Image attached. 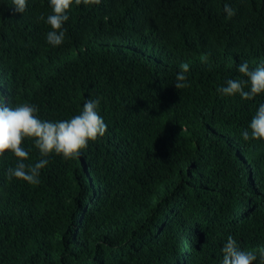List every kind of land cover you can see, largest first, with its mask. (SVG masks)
Instances as JSON below:
<instances>
[{
  "label": "trees",
  "instance_id": "obj_1",
  "mask_svg": "<svg viewBox=\"0 0 264 264\" xmlns=\"http://www.w3.org/2000/svg\"><path fill=\"white\" fill-rule=\"evenodd\" d=\"M49 14L0 0V102L56 122L99 98L108 127L74 159L47 157L39 184L9 180L16 158L0 157V264H222L229 235L264 247V140L242 137L264 93L218 91L264 65V0L73 2L59 46Z\"/></svg>",
  "mask_w": 264,
  "mask_h": 264
},
{
  "label": "clouds",
  "instance_id": "obj_2",
  "mask_svg": "<svg viewBox=\"0 0 264 264\" xmlns=\"http://www.w3.org/2000/svg\"><path fill=\"white\" fill-rule=\"evenodd\" d=\"M98 5L101 0H49L51 14L47 15L46 23L51 30L46 34V41L52 46H59L64 42L66 29L64 24L69 20L68 12L73 5ZM16 13H24L28 0H11ZM228 17H232L234 9L224 6ZM40 20H45L42 14ZM206 57H201L204 60ZM181 71L176 76L174 84L176 89H184L190 85L186 83V73L189 72L187 63L181 64ZM238 71L246 79H228L226 86L218 91L224 96H239L244 100H252L258 94L264 93V65L250 69L247 62L238 66ZM100 99H87L80 114L67 120L56 122L41 120L38 108L29 103L8 107L4 101L0 102V157L11 153L16 158L14 167L7 171L9 180L15 178L29 184H39L41 170L48 164L52 154L61 156L65 160L76 158L81 150L88 147L90 141L103 137L107 132V124L100 115L98 108ZM245 141L264 140V104L258 107L252 117L249 128L242 132ZM29 139L38 149L41 159L38 162L26 163L29 160V151L25 149L24 142ZM222 264H254L259 258L264 264V247L242 250L236 239L231 235L227 237L222 249Z\"/></svg>",
  "mask_w": 264,
  "mask_h": 264
}]
</instances>
